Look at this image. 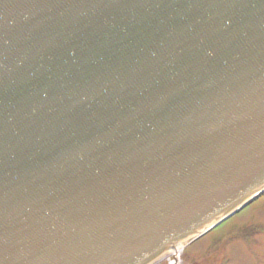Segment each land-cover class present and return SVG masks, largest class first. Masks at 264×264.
<instances>
[{
	"label": "water",
	"instance_id": "water-1",
	"mask_svg": "<svg viewBox=\"0 0 264 264\" xmlns=\"http://www.w3.org/2000/svg\"><path fill=\"white\" fill-rule=\"evenodd\" d=\"M264 194V0H0V264H155Z\"/></svg>",
	"mask_w": 264,
	"mask_h": 264
},
{
	"label": "rangeland",
	"instance_id": "rangeland-1",
	"mask_svg": "<svg viewBox=\"0 0 264 264\" xmlns=\"http://www.w3.org/2000/svg\"><path fill=\"white\" fill-rule=\"evenodd\" d=\"M183 254L184 264H264V195ZM204 257L206 261H201Z\"/></svg>",
	"mask_w": 264,
	"mask_h": 264
},
{
	"label": "flooded vegetation",
	"instance_id": "flooded-vegetation-1",
	"mask_svg": "<svg viewBox=\"0 0 264 264\" xmlns=\"http://www.w3.org/2000/svg\"><path fill=\"white\" fill-rule=\"evenodd\" d=\"M196 243H197V242H196ZM191 246H192V245H191ZM191 246H190V247H191ZM190 247L185 248V249H184L179 255L174 256V258H173V260H174L173 264H184V262H183V260H182V257H183V255H184L183 253H184L186 250L188 251ZM203 251H204V250H203ZM210 252H211V251H209L208 253H206V256H207V258L209 259V262H210V259L212 260ZM206 256H205V257H206ZM205 257L202 258L201 261H202V260L206 261V260H205ZM168 262H170V261H169L168 258H167V259L161 260L158 264H167Z\"/></svg>",
	"mask_w": 264,
	"mask_h": 264
}]
</instances>
